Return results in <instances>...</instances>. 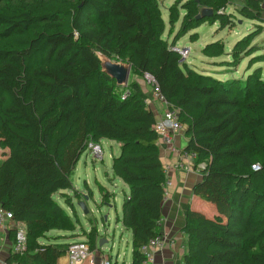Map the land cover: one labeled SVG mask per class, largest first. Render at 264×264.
<instances>
[{"label": "trees", "instance_id": "obj_1", "mask_svg": "<svg viewBox=\"0 0 264 264\" xmlns=\"http://www.w3.org/2000/svg\"><path fill=\"white\" fill-rule=\"evenodd\" d=\"M182 1L169 43L161 37L157 0H0V207L26 229L25 251L11 249L5 264H57L66 257L68 242L40 243L52 231L76 237L75 222L53 196L73 189L80 156L104 140L119 144L111 172L127 187L116 220L131 235V264H143L141 248L161 235L166 175L148 96L133 80L117 87L97 54L151 77L167 110L177 112L187 138L181 153L203 165L193 194L214 215L188 210L183 264H264L262 70L216 79L187 66L175 47L207 21L232 29L226 10L232 5L253 29L226 53L232 62L225 65L246 57L249 66L264 63V46L254 41L264 32L263 8L260 0ZM204 9L212 15L197 18ZM204 51L225 54L220 42ZM100 193L109 204L112 194ZM10 237L13 247L14 228ZM98 237L91 229L84 241L94 249Z\"/></svg>", "mask_w": 264, "mask_h": 264}, {"label": "rangeland", "instance_id": "obj_2", "mask_svg": "<svg viewBox=\"0 0 264 264\" xmlns=\"http://www.w3.org/2000/svg\"><path fill=\"white\" fill-rule=\"evenodd\" d=\"M160 14L164 22L163 39H167L171 43L179 29L183 11L177 6L179 0H157ZM187 0H183L185 2ZM237 4V3H236ZM235 4V5H236ZM227 12L232 15L234 27H222L219 22L207 21L192 30L188 34L180 37L175 47L183 58V62L187 66L193 68L197 72L210 75L216 79L227 78H245L253 69L260 67L262 73L260 78L264 80V63H255L249 66L250 58H242L237 66H226L224 62H232V57L226 53L230 52L234 43L242 38L243 35L253 29L252 22L242 19L238 14L234 13L232 5L226 7ZM176 20L173 24L169 20ZM195 34L193 39L190 35ZM259 45L264 46V32L255 40ZM220 42L225 51L224 55L214 57L209 52L206 53L205 47L211 43ZM100 59L101 70L115 81V85L122 90L135 78L131 72L125 80V73L118 82L113 75L112 68L115 66H127L126 62L117 61L111 57L97 54ZM126 70V68H124ZM147 83V82H146ZM148 94H152L151 87L147 86ZM150 96V95H149ZM158 103H154L157 106ZM102 161L94 156L90 151L84 152L76 165V169L71 176L72 190L63 191L65 196L59 193L53 196L54 200L71 216L75 222L74 235L76 237H67L62 242H78L87 238V233L91 229H95L97 233L106 242L100 249L104 255H108L112 260L119 263L130 264L131 262V236L121 224L116 222V218L121 214V204L127 187L117 178L112 177L111 163L112 155L119 152V144L116 142L102 141ZM112 178V181H110ZM105 187L109 192L114 194V199L108 204L110 207L102 204L99 187ZM74 191L84 192L87 197L85 201L88 214H83L82 210L77 206V199ZM68 195V196H66ZM89 196V197H88ZM72 202H71V201ZM67 201H70L71 207ZM72 233H62L57 231L50 232L45 241H57V235L69 236Z\"/></svg>", "mask_w": 264, "mask_h": 264}, {"label": "crops", "instance_id": "obj_3", "mask_svg": "<svg viewBox=\"0 0 264 264\" xmlns=\"http://www.w3.org/2000/svg\"><path fill=\"white\" fill-rule=\"evenodd\" d=\"M260 3L263 8L264 17V0H260ZM133 81H136L141 87L142 91L148 96L147 102L149 108L153 112L155 120H159L166 111L165 104L154 97L153 89L149 84L146 83L145 78H139L135 76ZM147 86L151 87L152 94H148ZM154 103H158L157 106L154 105ZM172 139V147L175 149V151H172L168 146L158 142L159 157L164 168H167L166 180L169 181L170 184L166 188V195L163 201L162 220L160 223V232L161 235L166 238V243L164 249L154 256L153 264H183V256L187 252V236L182 230L185 226V219L188 210L199 211L208 217H212L214 215L211 206L202 202L193 194V187L202 178L201 171L203 169V165L196 166L194 159H185L183 153H181L187 143V138L184 136L183 129H181L180 132L172 134ZM99 160L102 161V158ZM110 181H112V178H110ZM102 189H104L109 194H112L111 200L114 199V194L112 192H109L108 189L103 186L99 187V191ZM60 193L64 194V192H59V194ZM79 193L82 194V197L79 200H82L84 192ZM106 206L110 207L108 204ZM116 222L118 223L117 220ZM11 229L12 224L10 222L0 224V264H5V261L12 249V239L10 237ZM64 236L65 235H57V241L51 240L50 242H59L61 240H65L63 239ZM65 237L67 238V236ZM97 240L102 242V246L106 243L102 237H100V235ZM40 243L46 244L47 241L44 242L41 240ZM102 255L116 264H126L124 262L119 263L117 260H112L110 256L104 255L103 253ZM57 264L70 263L66 257H63L57 261ZM74 264L87 263L84 262Z\"/></svg>", "mask_w": 264, "mask_h": 264}, {"label": "built area", "instance_id": "obj_4", "mask_svg": "<svg viewBox=\"0 0 264 264\" xmlns=\"http://www.w3.org/2000/svg\"><path fill=\"white\" fill-rule=\"evenodd\" d=\"M145 80L147 84L152 87L154 97L164 103L163 99L159 96L158 89L153 85L151 77L145 76ZM181 129L182 127L178 122L177 112L169 111L167 110V108L163 116L159 120H157L154 125V130L158 134L159 142L171 148L172 151H175V149L172 147V134L180 132ZM86 151L92 152L94 156L98 159L102 158L103 153L100 144L89 143ZM183 156L185 157V159H194V155L191 154H183ZM164 169L166 175L167 168ZM252 169L258 170L259 167L252 166ZM169 184V181L166 180L164 184L165 195L166 188ZM9 222L12 224V228L15 229V242L12 247V252L14 254H21L25 251L26 248L25 225H23L22 223L14 222L11 212L0 207V224ZM165 243L166 238L162 235L150 239L148 243L141 248V252L145 257L143 264H153L154 256L164 249ZM65 256L70 264L84 262H86L87 264H112L111 260L107 259L102 255L98 245L96 248L91 249L85 241L69 243Z\"/></svg>", "mask_w": 264, "mask_h": 264}, {"label": "water", "instance_id": "obj_5", "mask_svg": "<svg viewBox=\"0 0 264 264\" xmlns=\"http://www.w3.org/2000/svg\"><path fill=\"white\" fill-rule=\"evenodd\" d=\"M212 15V10L210 9H204L201 11V13L199 14V16H197V18H206V17H210ZM124 68H126V70H124ZM112 71L115 73L113 75V77L119 82L122 78V76L124 75V71H126L125 73V80L127 81V77L130 73V66L127 64L126 67L124 66H115L114 68H112ZM85 201H87V197L83 196L82 200H79L77 202V206L80 208V210H82L83 214H88V211L86 209V205H85ZM98 247L101 248L102 247V242L98 240Z\"/></svg>", "mask_w": 264, "mask_h": 264}]
</instances>
